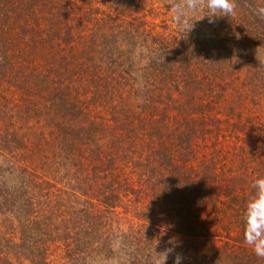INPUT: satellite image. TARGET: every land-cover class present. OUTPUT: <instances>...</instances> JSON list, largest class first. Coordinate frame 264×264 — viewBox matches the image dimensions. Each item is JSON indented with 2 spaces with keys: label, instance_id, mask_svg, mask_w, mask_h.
<instances>
[{
  "label": "rangeland",
  "instance_id": "rangeland-1",
  "mask_svg": "<svg viewBox=\"0 0 264 264\" xmlns=\"http://www.w3.org/2000/svg\"><path fill=\"white\" fill-rule=\"evenodd\" d=\"M69 1L78 21L72 30L75 41L40 43L37 50V70L28 71L25 62L23 71L16 75L15 70L11 71L8 78L0 83V129L17 126L22 131L26 138H21L26 140L27 155L31 158L28 170L51 174V179L63 191L69 188L70 183L72 186L80 182L81 161L86 164L90 161L91 164L94 160L85 143L81 142L82 137L74 139L73 146L69 147L63 146L66 143L63 141L64 136L59 134L56 141L51 132L54 130V122L63 121L74 127L87 123L95 124L98 130L96 141L103 155L109 156L105 159L114 156L117 166L114 170L121 171L133 181L136 178L138 181L139 177L144 178L141 185L145 187V201H142L147 206L145 210L129 206L118 209L117 217L113 216L116 213H106L113 224H122V218L131 221L134 214H148L147 210L152 205L147 201L149 199L163 200L162 197L169 193L164 188L165 180L162 177L164 166H169L165 165L168 161L181 170H186L189 182L198 181L196 178H203L205 173H214V181L209 184L221 191L218 196L224 201L226 208L228 204L221 188V184L228 185L226 177L233 178L232 189L236 191L234 186L238 185L240 196L252 197L255 193L251 187L253 176L264 177L263 42H257L258 39L254 36L248 38L249 42H234L233 39L230 42H211L218 49L220 60L230 62L231 66H226L225 69L229 71V67H232L231 73L225 72L222 76L206 75L198 62L192 60L191 72L186 77L180 75L181 72H176L179 75L178 81L173 82L167 77V69L170 67L174 48L180 50L177 58L182 56L187 59L190 55L185 52V46L194 50L193 46L197 42H170L174 36H178V32L184 33L168 11L170 0ZM45 2L49 8L52 4L54 8L60 5V9L64 5L63 0H44L43 4ZM236 3L240 22L251 20L254 30H260L264 23L260 25V17L253 10L257 6H264V0H236ZM205 11L193 16L197 20L193 21L194 33H199L197 22H205L204 18L200 19L205 16ZM107 15L111 19H107ZM247 15L250 17L245 18ZM158 39L166 42H158ZM106 43L109 48H106ZM112 44L115 48L113 52H108L112 50ZM117 56L122 58L121 66H114L109 61L112 59L113 62ZM52 59L69 61L78 66H68L75 70L91 66L92 73H96L94 80L98 85L110 77L113 82L107 83L109 90L98 99L89 97L85 92L76 93L83 91V85L77 82L79 73L74 74L72 84L65 79L58 80L57 77L52 81V86L48 82L45 87L40 81L47 76L45 66ZM180 62L181 60L178 64ZM93 68H96L95 72ZM48 88L55 90V93H47ZM28 89L30 95H26ZM178 92L181 93L180 96H177ZM39 93L48 98L68 94V97L79 103L77 110L63 120L55 112L56 118L49 119L45 110L48 102L39 98ZM150 94L157 103L154 107L147 103ZM171 96L176 98L178 107L174 104L167 105ZM69 103L77 104L73 101ZM69 106L66 104V107ZM168 112L171 117L168 118L169 123L165 124ZM140 116L143 121L138 119ZM135 120L141 123L135 122V127L132 128L129 122ZM142 126L146 132L141 131ZM185 135L189 136L188 143L193 149L188 153L187 143L183 138ZM43 136L45 142L41 139ZM151 138L153 152L148 150L147 153L157 154V162L151 163L152 173L138 163L139 155L129 159L132 156L129 150L133 146H136L139 153L144 151L142 156L145 155V142H149ZM56 156L62 159V166L52 167ZM2 163L6 162L0 158V165ZM173 168L172 166L171 169ZM6 170L5 167H0V173ZM133 188H138L135 183ZM96 190L97 188L94 192ZM102 192L107 193L101 189ZM130 199L133 200L132 197ZM136 230L137 237L161 236L145 227Z\"/></svg>",
  "mask_w": 264,
  "mask_h": 264
},
{
  "label": "trees",
  "instance_id": "trees-1",
  "mask_svg": "<svg viewBox=\"0 0 264 264\" xmlns=\"http://www.w3.org/2000/svg\"><path fill=\"white\" fill-rule=\"evenodd\" d=\"M43 1L0 0V83L8 78L11 71L15 70V75L23 71L25 62L28 71H36L40 43L75 41L72 30L78 21L71 7L72 3L63 0L64 5L60 9V5L54 8L53 4L49 8ZM204 15H207V11ZM244 17L249 18L250 15ZM224 18H214V22L210 23L204 17L205 22H197L199 33L192 30L187 34L178 32V36L172 38L170 42L197 43L193 46L194 50L185 46V52L190 55L187 59L182 56L177 58L180 50L174 48L175 52L174 55L171 54L170 67L167 69L169 80L178 81L179 75L176 72H181L180 75L186 77L191 72L192 60L198 62L206 75L222 76L225 72L230 74L232 67H229V71L225 69L226 66H231L230 62L220 60L218 49L211 42H230L231 39L234 42H249L248 38L254 36L264 46V25L260 30H254L251 20L240 22L239 14ZM107 19H111V16L107 15ZM263 21L264 18H260V25ZM158 42L166 41L158 39ZM114 48L112 44V50L108 52H113ZM109 61L114 66L122 65L121 56H117L113 62L112 59ZM68 66L78 67L69 61H48L45 66L47 76L40 82L45 87L48 82L52 86V81L58 77V80L65 79L72 84L74 74L79 73L77 82L83 85V91L76 93L85 92L94 99L101 98L109 90L107 83L113 82L110 77L98 85L94 80L96 73H92L91 66L79 67L77 70ZM95 71L96 68H93V72ZM208 80L207 78V83ZM49 92L55 93V90L48 88L47 93ZM26 95H30L29 89ZM43 95L39 93L38 97L48 102L45 110L49 119H55L56 114L63 120L77 110L79 103L68 97V94H61L59 98L58 95L55 98ZM180 95L178 92L177 96ZM66 98L77 104H70ZM147 103L156 106L152 94L148 96ZM66 104L70 106L66 107ZM168 104L176 107L179 105L173 96L167 101ZM169 117L170 112L165 124L169 123ZM138 119L143 121L141 116ZM135 122L141 123L137 120L129 122L132 128L135 127ZM52 127L53 139L57 141L59 134L64 136L63 141L66 143L63 146L72 147L73 140L82 137L84 142H81L85 143L94 160L91 164L90 161L88 164L81 161L80 182L72 186L70 183L69 191H63L51 179V174L28 170L31 158L27 155L26 140L21 138L25 136L17 126L0 129V158L6 162L0 167L7 169L0 173V264H153L156 259L153 252L155 240H158L154 249L156 253L172 248L173 244H169V240L176 242L165 264H173L176 254L182 257L180 264H264V259L258 258L243 238V215L246 204L252 197L240 196L238 185L234 186L237 192L232 189V177H226L228 185L221 184L228 204L226 208L224 201L218 196L221 191L209 184L214 181V173H205L203 178H196L198 181L189 182L186 170H181L168 161L165 165L169 166H164L162 170L164 188L169 191L162 197L163 202L155 198L153 201L149 199L147 201L152 205L147 210L148 214H134L131 221L122 218V224H113L106 213H116L113 216L117 217L118 209L129 206L145 210L147 206L142 203L145 201V187L141 185L144 178L139 177V182L137 178L133 181L121 171L114 170L117 168L114 156L105 159L109 156L103 155L96 141L98 130L95 124L86 123L74 127L62 121L54 122ZM141 131L146 132L143 126ZM183 138L187 143L186 152L193 151L188 143L189 136L185 135ZM41 139L46 141L45 136ZM152 139L145 142L143 156L144 151L137 152L136 146L129 150L132 154L129 159L139 155L138 163L150 173L151 163L157 162V154L147 153L148 150L153 152ZM95 162L98 163L94 165ZM51 166H62V159L56 156ZM256 178L259 176L254 175L252 181ZM133 183L137 189L133 188ZM101 189L106 190L108 195L101 193ZM143 227L156 231L161 236L137 237L136 229Z\"/></svg>",
  "mask_w": 264,
  "mask_h": 264
},
{
  "label": "clouds",
  "instance_id": "clouds-1",
  "mask_svg": "<svg viewBox=\"0 0 264 264\" xmlns=\"http://www.w3.org/2000/svg\"><path fill=\"white\" fill-rule=\"evenodd\" d=\"M168 6L172 20L185 34L192 30L193 21H197L193 19V16L198 12L206 10L207 15L201 16L200 19L207 17L212 23L214 18L236 16L238 8L236 0H170ZM253 11L256 16L264 18V6H257ZM251 187L255 193L248 200L243 215V238L253 253L258 258L264 259V177L254 179ZM168 243L173 244V247L156 253L154 249L158 240H155L153 252L156 259L153 264H165L168 255L173 252L176 246L174 240H169ZM181 259V255L176 254L173 264H180Z\"/></svg>",
  "mask_w": 264,
  "mask_h": 264
}]
</instances>
